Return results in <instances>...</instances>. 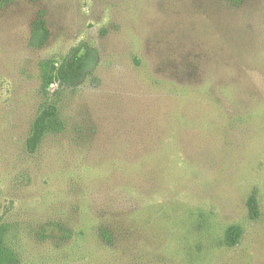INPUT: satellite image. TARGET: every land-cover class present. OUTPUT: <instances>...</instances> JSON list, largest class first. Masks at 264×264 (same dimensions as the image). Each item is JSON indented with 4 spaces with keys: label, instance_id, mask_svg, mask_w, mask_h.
<instances>
[{
    "label": "rangeland",
    "instance_id": "1",
    "mask_svg": "<svg viewBox=\"0 0 264 264\" xmlns=\"http://www.w3.org/2000/svg\"><path fill=\"white\" fill-rule=\"evenodd\" d=\"M0 227L17 264H264V0H0Z\"/></svg>",
    "mask_w": 264,
    "mask_h": 264
},
{
    "label": "trees",
    "instance_id": "2",
    "mask_svg": "<svg viewBox=\"0 0 264 264\" xmlns=\"http://www.w3.org/2000/svg\"><path fill=\"white\" fill-rule=\"evenodd\" d=\"M46 32L47 31L45 27H43V25L33 28L31 43L35 46L42 43L43 40L41 38V35L43 33L45 34ZM46 37L47 35H44V39ZM41 71L42 80L48 87L53 81V75L50 74L47 64H43L41 66ZM56 115L57 109L54 105H51L46 110L44 109V111L38 116L32 128V136L30 137V144L33 147H35V145L40 142V140L47 134L56 130V128H53V122L56 118ZM248 209L251 219H257L260 216L259 205L255 195H252L249 198ZM240 235L241 230L239 227H231L227 233L226 243L229 246H234L238 242ZM0 264H17L10 248L7 245V242L5 241V232L3 231L2 227H0Z\"/></svg>",
    "mask_w": 264,
    "mask_h": 264
}]
</instances>
